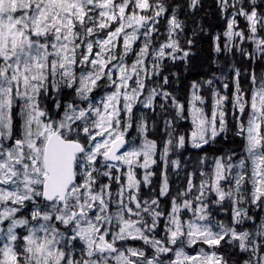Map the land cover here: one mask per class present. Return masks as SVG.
I'll return each mask as SVG.
<instances>
[{
	"label": "rangeland",
	"instance_id": "374dc122",
	"mask_svg": "<svg viewBox=\"0 0 264 264\" xmlns=\"http://www.w3.org/2000/svg\"><path fill=\"white\" fill-rule=\"evenodd\" d=\"M218 2L227 19L224 41L264 64V0ZM146 5L133 0L129 14V0H0V264H228L214 248L222 240L247 251L242 264H264V73L251 79L247 103L234 70L232 107L244 113L248 105L247 154L212 165L211 188L228 201L232 225L209 218L201 189L194 199H172L168 212L158 213L153 201L144 209L141 189L159 161L164 171L168 153L157 158L146 136L122 151L119 163L103 159L133 104H153L140 82L143 59L125 60L151 24L141 13ZM102 79L109 89L98 92ZM46 84L75 88V102H54L56 117L36 107ZM218 96L209 112L205 97L190 100L192 147L217 132L218 98L225 97ZM53 130L88 145L65 204L42 196L43 151Z\"/></svg>",
	"mask_w": 264,
	"mask_h": 264
},
{
	"label": "trees",
	"instance_id": "16d2710c",
	"mask_svg": "<svg viewBox=\"0 0 264 264\" xmlns=\"http://www.w3.org/2000/svg\"><path fill=\"white\" fill-rule=\"evenodd\" d=\"M129 1L127 11L130 14L133 0ZM146 2L141 13L151 24H147L144 32L139 35L125 60L130 62L143 59L146 72L141 70V81H137L143 83L144 92L154 98L153 104L147 109L136 106L131 111L134 124L130 132L135 144H140L143 130L144 135L155 143L157 158L160 156L163 159L167 151L168 153L164 171H161L162 162L159 161L154 168L150 185L141 189L138 201L144 209L146 201H153L160 205L156 206L158 213L160 210L168 212L172 199H194L201 189L202 194L199 196L203 198L207 207L205 213L209 218L219 224L232 225L228 201L218 200L211 188L212 165L217 159L228 164L246 157L247 140L244 129L246 116L249 115L248 105L244 113L232 107L231 97L234 88L236 89L233 72L238 69L237 83L248 103L251 79L259 80L263 76V61L260 59L253 64L256 58L250 51L248 54L244 50L238 51L224 41L227 19L218 0ZM89 38L93 37H84ZM116 53L119 55L120 47ZM105 87V80H100L98 92ZM214 93L225 96L218 98L221 117H217V132L212 136L207 135L208 138L202 145L192 147L189 143L193 127L189 102L196 96L205 97L206 103H202V106L209 112ZM73 95L74 87L60 84L58 88H53L46 84L39 91L36 107L40 112L56 117L59 111L55 110L54 102L58 100L63 105L65 98L75 102ZM15 109L14 104L13 110ZM51 121L55 122L54 119ZM61 133L71 137L65 132ZM97 178L99 181L100 177ZM190 185L191 193L188 194L187 191V195L182 196V190L186 187L190 189ZM164 218L166 217L163 215L159 220L161 225H164ZM156 232L160 236V232ZM178 244L187 246L184 241ZM214 248L228 264L247 261V251L239 250L235 242L222 240Z\"/></svg>",
	"mask_w": 264,
	"mask_h": 264
},
{
	"label": "water",
	"instance_id": "95a60500",
	"mask_svg": "<svg viewBox=\"0 0 264 264\" xmlns=\"http://www.w3.org/2000/svg\"><path fill=\"white\" fill-rule=\"evenodd\" d=\"M126 145L124 137L116 138L103 156L108 162H118V153ZM83 145L79 142L65 139L58 132H52L45 143L42 196L46 202L60 203L66 201L69 188L76 181L75 161L82 154Z\"/></svg>",
	"mask_w": 264,
	"mask_h": 264
},
{
	"label": "flooded vegetation",
	"instance_id": "af4514ba",
	"mask_svg": "<svg viewBox=\"0 0 264 264\" xmlns=\"http://www.w3.org/2000/svg\"><path fill=\"white\" fill-rule=\"evenodd\" d=\"M133 107H134V104H133ZM131 120H132V118H131V113H130L127 115V121L126 122L131 121ZM126 124L128 127L133 126L132 123H130V125L128 123H126ZM122 135L125 136V138H126V141H127L126 147H129L130 145L133 144L134 141H133L132 136H131L130 128H124ZM142 137H143V135H142ZM79 141L84 145V147L88 148V145L86 144V140L80 139ZM77 175H78V180H79L80 175H79L78 171H77Z\"/></svg>",
	"mask_w": 264,
	"mask_h": 264
}]
</instances>
